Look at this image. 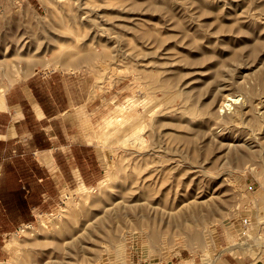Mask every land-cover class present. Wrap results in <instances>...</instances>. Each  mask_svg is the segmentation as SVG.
<instances>
[{"label": "rangeland", "instance_id": "1", "mask_svg": "<svg viewBox=\"0 0 264 264\" xmlns=\"http://www.w3.org/2000/svg\"><path fill=\"white\" fill-rule=\"evenodd\" d=\"M23 85L77 182L0 228V264L264 260V0H0L3 99Z\"/></svg>", "mask_w": 264, "mask_h": 264}, {"label": "crops", "instance_id": "2", "mask_svg": "<svg viewBox=\"0 0 264 264\" xmlns=\"http://www.w3.org/2000/svg\"><path fill=\"white\" fill-rule=\"evenodd\" d=\"M54 117L37 102L27 85L9 90L3 99V106L0 107V228L28 221L29 207H42L51 194L53 182L56 184L54 177L63 178L62 171L77 182L70 170V163H75L77 158H62L66 155L65 146L54 144L56 135L49 125ZM23 141L24 145L15 147L18 155L11 156L10 148ZM23 146L29 152L23 150ZM59 151L62 156L56 163L54 154ZM29 154L35 156L33 162ZM21 183L26 186V192L19 189ZM224 241L221 236L219 246ZM173 257L175 262L163 259L154 264H195L191 253L185 255L184 249L177 250ZM211 264H264V260L255 261L236 250L218 253Z\"/></svg>", "mask_w": 264, "mask_h": 264}, {"label": "built area", "instance_id": "3", "mask_svg": "<svg viewBox=\"0 0 264 264\" xmlns=\"http://www.w3.org/2000/svg\"><path fill=\"white\" fill-rule=\"evenodd\" d=\"M249 225H250V220L247 218H244L240 221V230H241L240 235L241 236H244L247 233Z\"/></svg>", "mask_w": 264, "mask_h": 264}, {"label": "bare ground", "instance_id": "4", "mask_svg": "<svg viewBox=\"0 0 264 264\" xmlns=\"http://www.w3.org/2000/svg\"><path fill=\"white\" fill-rule=\"evenodd\" d=\"M3 93H4V91L0 90V107L3 106ZM124 109L126 110V107H124ZM130 110H131V108H130ZM40 227L46 228V224L43 220L40 221ZM257 244H259V243H257ZM241 245L243 246L244 244H241Z\"/></svg>", "mask_w": 264, "mask_h": 264}]
</instances>
